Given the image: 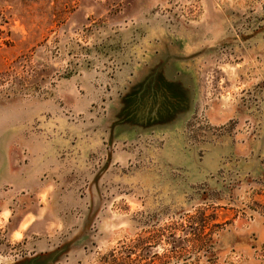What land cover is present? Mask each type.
Returning a JSON list of instances; mask_svg holds the SVG:
<instances>
[{"label":"rangeland","instance_id":"374dc122","mask_svg":"<svg viewBox=\"0 0 264 264\" xmlns=\"http://www.w3.org/2000/svg\"><path fill=\"white\" fill-rule=\"evenodd\" d=\"M192 23L188 149L154 102L120 130L145 44ZM0 264H264V0H0Z\"/></svg>","mask_w":264,"mask_h":264},{"label":"crops","instance_id":"0c3cea01","mask_svg":"<svg viewBox=\"0 0 264 264\" xmlns=\"http://www.w3.org/2000/svg\"><path fill=\"white\" fill-rule=\"evenodd\" d=\"M210 47L212 44L208 33L197 23L184 25L182 33L166 32L161 37L151 38L142 49L140 63L136 64L123 81L119 108L113 122L119 121L117 125L120 130L145 129L144 120H148L147 116L150 115L152 128L158 133L167 134L169 147H176L179 143H176L175 138H180L178 140L183 144L182 147L188 149L184 129L190 117L202 108L204 51ZM153 102L156 104L155 111L148 113L143 120L131 122L123 119L122 114L129 112L131 104L148 106ZM227 145V149L229 146L232 148L231 142ZM215 148L216 146L213 147ZM29 149L28 154L33 160L41 162L46 158V152L41 153L31 147ZM191 151L196 154L195 149ZM55 154L50 156L54 165L59 159ZM197 157L196 154L195 158ZM210 160L217 162L219 158L212 156ZM196 162L195 166L200 168L199 160ZM52 168L54 169L45 166L43 170L47 173Z\"/></svg>","mask_w":264,"mask_h":264}]
</instances>
